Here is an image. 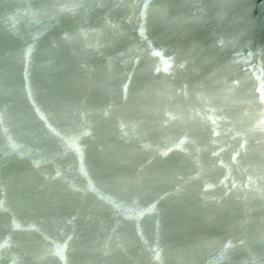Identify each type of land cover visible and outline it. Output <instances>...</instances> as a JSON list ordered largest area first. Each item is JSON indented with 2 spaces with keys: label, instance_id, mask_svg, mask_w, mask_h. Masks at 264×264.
I'll list each match as a JSON object with an SVG mask.
<instances>
[{
  "label": "water",
  "instance_id": "95a60500",
  "mask_svg": "<svg viewBox=\"0 0 264 264\" xmlns=\"http://www.w3.org/2000/svg\"><path fill=\"white\" fill-rule=\"evenodd\" d=\"M0 264H264V0H0Z\"/></svg>",
  "mask_w": 264,
  "mask_h": 264
}]
</instances>
